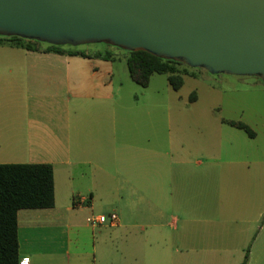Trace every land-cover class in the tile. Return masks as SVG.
<instances>
[{
  "label": "crops",
  "instance_id": "obj_1",
  "mask_svg": "<svg viewBox=\"0 0 264 264\" xmlns=\"http://www.w3.org/2000/svg\"><path fill=\"white\" fill-rule=\"evenodd\" d=\"M110 51L0 45V165L54 169L55 206L18 213L21 263L241 264L249 249L248 264H264V146H235L224 129L185 139L172 123L183 114L154 115L150 99L125 95ZM111 214L118 224L88 223Z\"/></svg>",
  "mask_w": 264,
  "mask_h": 264
},
{
  "label": "water",
  "instance_id": "obj_2",
  "mask_svg": "<svg viewBox=\"0 0 264 264\" xmlns=\"http://www.w3.org/2000/svg\"><path fill=\"white\" fill-rule=\"evenodd\" d=\"M0 36L104 43L264 83V0H0Z\"/></svg>",
  "mask_w": 264,
  "mask_h": 264
},
{
  "label": "rangeland",
  "instance_id": "obj_3",
  "mask_svg": "<svg viewBox=\"0 0 264 264\" xmlns=\"http://www.w3.org/2000/svg\"><path fill=\"white\" fill-rule=\"evenodd\" d=\"M79 49L92 52L106 50V47L102 44H90L81 45ZM108 49L112 50L116 57L122 58L115 63L121 68L123 82L131 84L130 87L125 86V95L136 98L141 107H144L145 99H150L151 112L154 115L170 114L176 117V115L183 114L182 121H176L174 118L172 123L174 127L176 124L182 123L185 139H190L199 131H217L219 135L221 129H224L231 132L232 143L235 146L240 147L246 143L249 146H264V83L260 79L213 75L207 71H202L201 77L188 79L185 85L177 91L168 84L167 75L155 74L151 78L149 86L144 88L132 81L130 77L126 62L127 52L117 48ZM19 61V58L9 57L11 64ZM193 71L198 72L200 70H191V72ZM193 93L197 94L196 102L191 100ZM161 98L168 102L165 100L160 102L159 99ZM219 118L253 125L258 133V138L254 140L242 130L230 126H221ZM157 122V118L154 117L153 129L159 130L160 127ZM82 217L83 220H86L87 216L82 214Z\"/></svg>",
  "mask_w": 264,
  "mask_h": 264
},
{
  "label": "trees",
  "instance_id": "obj_4",
  "mask_svg": "<svg viewBox=\"0 0 264 264\" xmlns=\"http://www.w3.org/2000/svg\"><path fill=\"white\" fill-rule=\"evenodd\" d=\"M4 44L33 52L103 59L112 57L108 48H117L100 43L106 47V50L88 52L79 49V46H56L20 37L0 36V45ZM126 52L130 77L144 88L149 86L153 75L165 74L168 75L169 83L173 89L178 91L184 85L185 77L190 76L191 70H194L181 62L162 59L144 51ZM227 123L245 131L250 137L254 136L251 128L245 123L236 121H228ZM54 206L55 182L52 165H0V264H21L18 238L19 211L24 209H51ZM248 262L249 249L246 251L241 264H248Z\"/></svg>",
  "mask_w": 264,
  "mask_h": 264
},
{
  "label": "built area",
  "instance_id": "obj_5",
  "mask_svg": "<svg viewBox=\"0 0 264 264\" xmlns=\"http://www.w3.org/2000/svg\"><path fill=\"white\" fill-rule=\"evenodd\" d=\"M119 222V218L117 214H111L109 216H90L88 218V223L92 226H97L100 224H110V225H116ZM24 264V263H21Z\"/></svg>",
  "mask_w": 264,
  "mask_h": 264
}]
</instances>
